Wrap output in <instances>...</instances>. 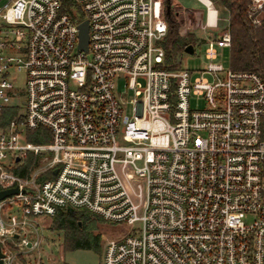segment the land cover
Returning <instances> with one entry per match:
<instances>
[{
  "label": "built area",
  "instance_id": "1",
  "mask_svg": "<svg viewBox=\"0 0 264 264\" xmlns=\"http://www.w3.org/2000/svg\"><path fill=\"white\" fill-rule=\"evenodd\" d=\"M75 3L82 19L0 0V191L19 189L0 201L4 263L39 249L38 217L72 208L124 228L103 264H264V78L224 67L230 30L203 69L174 68L164 0ZM28 155L42 164L23 170Z\"/></svg>",
  "mask_w": 264,
  "mask_h": 264
},
{
  "label": "rangeland",
  "instance_id": "2",
  "mask_svg": "<svg viewBox=\"0 0 264 264\" xmlns=\"http://www.w3.org/2000/svg\"><path fill=\"white\" fill-rule=\"evenodd\" d=\"M165 11L169 14L171 11L177 15V22L179 24V32L184 38L192 40L196 46L195 53L190 55L186 52L182 53L178 57L183 68L198 71L206 66V59L204 52L206 49L205 42L208 38L219 35L225 28L229 27L230 15L217 0L213 1L215 8L218 11L219 25L216 29L204 30L201 28L202 23L206 20V8L198 0H164ZM168 6H170L168 8ZM250 9V7H249ZM252 22L254 24H260L264 18V9L259 12H252ZM257 20V21H255ZM177 62V61H176ZM221 62L224 67H231V52L230 48H226L221 57ZM239 70V69H237ZM119 90L123 91L124 82L120 81L118 84ZM127 98L132 99L133 94L128 93ZM203 105V102H201ZM28 141L30 142H44L40 136H37L34 132H29ZM42 160L35 158L33 155H28L23 170L35 169ZM64 212L67 208L61 209ZM88 219H80L79 223L81 229L86 231L88 238L92 236L100 237V246L97 249H76L73 251H67L65 245V231L57 227L56 217L41 216L35 221L37 226V232L41 238V245L37 251L27 255V257L20 256L17 264H103V255L107 239L111 237L119 236V231L124 228L120 225H116L114 222H109L90 213ZM32 233H35L33 230Z\"/></svg>",
  "mask_w": 264,
  "mask_h": 264
},
{
  "label": "trees",
  "instance_id": "3",
  "mask_svg": "<svg viewBox=\"0 0 264 264\" xmlns=\"http://www.w3.org/2000/svg\"><path fill=\"white\" fill-rule=\"evenodd\" d=\"M230 15L229 27L231 32V67L258 73L264 78V18L260 24H254L250 14L252 0H217ZM64 11L73 17L82 19L77 10L75 0H62ZM76 13V14H75ZM168 24V34L163 43L166 59L174 68L178 65V57L185 52L192 40L184 38L179 32L177 15L172 11L165 14ZM194 45V44H193ZM177 61V62H176ZM90 212L86 210H59L53 217L57 219V227L65 231L67 251L76 249H97L100 237L88 238L85 229H81L80 219H88ZM112 223V222H111Z\"/></svg>",
  "mask_w": 264,
  "mask_h": 264
},
{
  "label": "water",
  "instance_id": "4",
  "mask_svg": "<svg viewBox=\"0 0 264 264\" xmlns=\"http://www.w3.org/2000/svg\"><path fill=\"white\" fill-rule=\"evenodd\" d=\"M170 6H168L169 8ZM79 28V48L85 51H88V41H89V22L87 20L83 21L81 24L78 26ZM185 52L193 55L195 53V47L193 44H189L185 48ZM19 160V158L17 159ZM57 170L55 171V173ZM19 189L17 187L7 189L0 191V201L5 199L6 197L12 196L14 194H18ZM68 210L73 211L72 208H69ZM0 264H5L4 263V253L2 252V248L0 245Z\"/></svg>",
  "mask_w": 264,
  "mask_h": 264
},
{
  "label": "bare ground",
  "instance_id": "5",
  "mask_svg": "<svg viewBox=\"0 0 264 264\" xmlns=\"http://www.w3.org/2000/svg\"><path fill=\"white\" fill-rule=\"evenodd\" d=\"M211 18H212V19L214 18V13H213V12L211 13Z\"/></svg>",
  "mask_w": 264,
  "mask_h": 264
}]
</instances>
